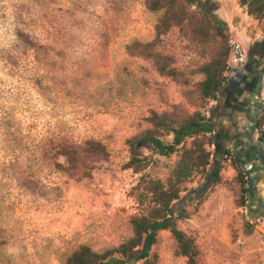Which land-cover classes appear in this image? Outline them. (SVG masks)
I'll return each instance as SVG.
<instances>
[{
    "label": "rangeland",
    "instance_id": "obj_1",
    "mask_svg": "<svg viewBox=\"0 0 264 264\" xmlns=\"http://www.w3.org/2000/svg\"><path fill=\"white\" fill-rule=\"evenodd\" d=\"M189 11L198 24L185 19L161 44L179 71L173 77L153 59L127 52L132 41L155 36L162 11L149 10L145 0H0V264H66L82 244L103 250L132 235L131 217L150 206L139 200L142 174L126 168L127 139L150 128L154 112L209 116L215 105L201 96L205 75L198 68L221 40L195 31L210 28L203 12L227 18L226 33L243 51L261 39L264 21L239 0H196ZM262 99L264 105V85ZM259 136L256 128L264 152ZM88 139L102 141L107 153L83 151ZM57 143L80 150L76 167L57 155ZM206 145L213 164L184 183L175 209L188 216L178 226L194 238L197 264H264V209L251 196L247 207L238 202L236 164L245 165ZM181 152L145 149L144 173L165 181ZM259 175L253 195L264 204ZM246 216L255 222L251 233ZM153 252L156 264H187L170 230L159 232Z\"/></svg>",
    "mask_w": 264,
    "mask_h": 264
},
{
    "label": "trees",
    "instance_id": "obj_2",
    "mask_svg": "<svg viewBox=\"0 0 264 264\" xmlns=\"http://www.w3.org/2000/svg\"><path fill=\"white\" fill-rule=\"evenodd\" d=\"M145 2L149 10L162 11L155 26V36L150 41L137 39L132 41L126 46L127 52L153 59L159 72L178 77L179 71L172 65L173 58L161 49V44L164 36L185 19L188 18L191 23L198 24L194 21L195 14L189 11L196 0H145ZM208 18H210L207 22L210 28H197L195 31L205 36L212 33L220 38L221 45L213 57L198 68L205 75L199 83V88L203 98H218L227 78L226 72L230 67L231 47L225 23L218 17L210 15L208 11H204L202 20ZM211 28L213 30H209ZM261 52L264 53V45ZM148 120L151 122L150 128L131 136L126 141L130 151L126 168L142 174L139 182L141 187L139 200L149 204L148 212L131 217L132 235L119 244L103 250H96L89 244H82L68 256L66 264H156L158 257L153 252V247L158 241L161 230L171 231L178 244V253L187 258V264H197L199 250L195 240L178 226L179 219L188 215L185 209L177 211L175 204L182 197L184 183L198 171H203L213 164L211 156L214 153L206 144H216L214 118L197 110L187 114L154 112ZM256 128L260 131L259 140L264 144V105L258 115ZM170 135L169 140L163 138ZM188 139H192L190 146L186 145ZM52 148L58 156H65L71 167L77 166L80 153L77 147L57 143ZM145 149L163 156H170L182 150L171 174L165 181L144 173L150 164ZM217 149L225 158L235 154L231 149L221 150L218 146ZM83 151L106 154L107 146L100 140L88 139L85 141ZM239 162L241 160L235 154L233 163ZM58 165L62 166L61 163ZM236 165L239 168L237 181L240 184L238 202L240 206L247 207L248 197L251 196L250 177L242 165ZM220 170L221 165L217 167L214 174L215 182L220 179ZM245 225L248 233L255 229V222L251 216H246Z\"/></svg>",
    "mask_w": 264,
    "mask_h": 264
},
{
    "label": "flooded vegetation",
    "instance_id": "obj_3",
    "mask_svg": "<svg viewBox=\"0 0 264 264\" xmlns=\"http://www.w3.org/2000/svg\"><path fill=\"white\" fill-rule=\"evenodd\" d=\"M239 4L247 7L249 16L264 21V0H239ZM225 14L224 16L229 17L230 11H226ZM223 22L226 25L230 24L227 18H224ZM263 45L264 23H262L261 39L256 38L248 50H242L244 53L242 61L230 65L227 78L218 98H209L215 101V105L209 110V116L212 115L214 118L213 127L216 145L221 150L231 149L238 155L250 176V182L251 175L257 173L256 170L251 171V168L256 167L260 161L256 158L258 152L261 153V159L264 162V152L260 148L261 145L253 138L256 127L251 138L249 128L251 114L259 101L257 97L259 87L261 106L263 105L264 53L261 52ZM261 106L258 107V112ZM253 142L257 145H254ZM250 163L254 166L249 167ZM253 192L254 188H251L250 194L254 199V203L257 207L264 209V204L255 199ZM252 206V208H255L253 204Z\"/></svg>",
    "mask_w": 264,
    "mask_h": 264
},
{
    "label": "water",
    "instance_id": "obj_4",
    "mask_svg": "<svg viewBox=\"0 0 264 264\" xmlns=\"http://www.w3.org/2000/svg\"><path fill=\"white\" fill-rule=\"evenodd\" d=\"M259 90H260V87H259ZM259 90H258V93H257V97L259 99L257 105L255 106L254 108V111L252 112L251 114V124L249 125V128H250V138L252 136V133L254 132V129L256 127V124H257V119H258V107L261 106V99H260V95H259ZM254 143V142H253ZM254 145H257V143H254ZM261 148V146H260ZM256 158H258L260 161L259 163L256 165L257 168H264V162L263 160L261 159V153L258 152V154L256 155ZM258 168V170H259ZM257 181H258V178H251V182H250V187L253 188L255 187V185H257Z\"/></svg>",
    "mask_w": 264,
    "mask_h": 264
},
{
    "label": "built area",
    "instance_id": "obj_5",
    "mask_svg": "<svg viewBox=\"0 0 264 264\" xmlns=\"http://www.w3.org/2000/svg\"><path fill=\"white\" fill-rule=\"evenodd\" d=\"M229 44L233 49V56H231L232 62L231 65L236 64L243 60L244 53L242 52L241 45L235 39H229Z\"/></svg>",
    "mask_w": 264,
    "mask_h": 264
},
{
    "label": "crops",
    "instance_id": "obj_6",
    "mask_svg": "<svg viewBox=\"0 0 264 264\" xmlns=\"http://www.w3.org/2000/svg\"><path fill=\"white\" fill-rule=\"evenodd\" d=\"M256 164H257V163H256ZM258 168H259V167H258ZM258 168H257V166L251 168V171H252V170H256V172H257V173H255V174H252V175H251L252 178H255V177L258 178V177L260 176L259 174L264 175V168H262V169L259 168V170H258ZM263 177H264V176H263ZM263 182H264V181H263ZM257 186H259V184H258V185H255V188H256Z\"/></svg>",
    "mask_w": 264,
    "mask_h": 264
},
{
    "label": "bare ground",
    "instance_id": "obj_7",
    "mask_svg": "<svg viewBox=\"0 0 264 264\" xmlns=\"http://www.w3.org/2000/svg\"><path fill=\"white\" fill-rule=\"evenodd\" d=\"M226 15V14H225Z\"/></svg>",
    "mask_w": 264,
    "mask_h": 264
}]
</instances>
